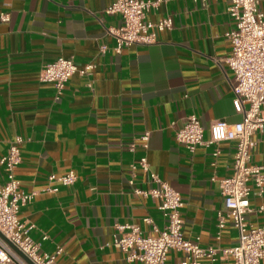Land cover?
I'll list each match as a JSON object with an SVG mask.
<instances>
[{"label": "crops", "instance_id": "0c3cea01", "mask_svg": "<svg viewBox=\"0 0 264 264\" xmlns=\"http://www.w3.org/2000/svg\"><path fill=\"white\" fill-rule=\"evenodd\" d=\"M116 1L0 0V160L21 137L16 176L24 191L59 186L49 182L51 175H77L74 185L39 194L20 218L35 225L31 238L42 253L62 250L56 264H139L127 261L114 241L118 225H137L154 236V228L165 226L158 202L136 195L129 184L134 177L136 188H150L149 175L132 169L147 157L151 170L182 196L184 238L201 248L231 249L239 233L231 219L219 230V214L226 212L219 183L232 175L237 142L200 146L191 154L176 140L193 115L201 120L205 141L214 123L243 120L226 64L232 55L226 35L235 29L228 3L144 0L156 3L147 20L171 17L172 30L157 33L152 45L117 53L110 31L122 20L107 13ZM260 9L264 13V0ZM60 58L94 69L73 76L57 99L54 85L40 78ZM254 141L251 164L264 166V132ZM5 180L0 166V184ZM251 206H264V193L253 195ZM250 219L259 221L256 214ZM183 258L172 250L166 264ZM231 263V257L201 261Z\"/></svg>", "mask_w": 264, "mask_h": 264}, {"label": "built area", "instance_id": "2783aa9c", "mask_svg": "<svg viewBox=\"0 0 264 264\" xmlns=\"http://www.w3.org/2000/svg\"><path fill=\"white\" fill-rule=\"evenodd\" d=\"M225 1L235 23V29L226 35L232 44V55L226 64L235 76L234 106L238 113L243 114V120L234 125L225 121L214 123L210 139L205 141L201 120L193 115L176 132V140L191 154L200 146L237 142L232 175L219 183L226 210L224 214H219V230H223L227 219H231L239 233L238 244L231 249L201 248L186 240L183 235L185 221L182 209L185 204L182 196L154 173L147 157H143L132 169L135 172L140 168L149 175L150 188H136L134 177L129 184L134 187L136 195L158 202L165 226L162 230L154 228L157 232L154 236L144 235L137 225H118L119 236L114 241V247L122 251L130 263L166 264L172 250L184 255L181 264H201L203 259L215 263L219 257H231V264H261L264 260V206L258 209L251 206V197L264 193V166L251 164L256 147L254 136L264 132V13L260 9L261 0ZM155 6L156 3L151 1L117 0L107 10L109 15H118L122 20L120 28L110 31L116 39L117 53L124 48L152 45L157 42V33L172 30L174 23L171 17L157 23L147 20L148 13ZM1 20L6 22L9 18L2 15ZM106 50V47L101 49L102 53ZM93 69V65L79 69L73 59L60 58L44 67L40 79L42 83L53 84L57 99H60L73 76H86ZM149 139V134L142 137L145 149L149 147ZM23 143L24 139L17 137L0 160L6 174L5 183L0 184V264H29L17 251L32 264H56L62 250L54 255L42 253L41 245L31 238L35 225L23 222L20 212L39 194L57 193L59 186L74 185L77 175L74 171L63 176L51 175L49 182L59 186L24 191L16 176V169L22 162L20 146ZM219 155L220 151L216 150L214 157ZM253 214L259 217L257 223L250 219ZM144 222L152 224L150 218L144 219Z\"/></svg>", "mask_w": 264, "mask_h": 264}, {"label": "water", "instance_id": "95a60500", "mask_svg": "<svg viewBox=\"0 0 264 264\" xmlns=\"http://www.w3.org/2000/svg\"><path fill=\"white\" fill-rule=\"evenodd\" d=\"M29 264H32L31 263V261L28 259V258H26L25 256H23L19 251H17Z\"/></svg>", "mask_w": 264, "mask_h": 264}]
</instances>
